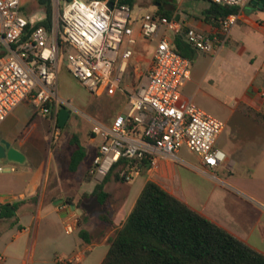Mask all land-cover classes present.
Here are the masks:
<instances>
[{
	"label": "crops",
	"instance_id": "obj_1",
	"mask_svg": "<svg viewBox=\"0 0 264 264\" xmlns=\"http://www.w3.org/2000/svg\"><path fill=\"white\" fill-rule=\"evenodd\" d=\"M212 6L210 0H139L133 8L135 12L165 16L177 23V31L165 29L160 34L173 47L187 43L186 35L190 30L214 40L212 52L196 50L192 58L191 77L181 87V92L185 100L225 123V129L216 141V147L227 156L225 164L216 171L221 182L205 173L199 156L191 151L193 157L182 156L184 147L179 153L184 163L158 159L154 166L145 169L132 181L128 189L120 186L126 182H119L112 175L106 186L111 197L108 205L104 206L105 211L99 212L96 217L101 228L94 235V228H85L92 219L84 203L96 199L83 198L85 194L92 193L100 181L91 176L90 182L94 185L77 198L72 190L71 178H64L65 190L54 185L53 181L60 173L59 164L43 160L38 167L32 166L28 154L35 152L37 140L48 142L52 149L50 134L53 116H41L31 103L24 102L0 125V141L10 142L26 157L24 163H15L22 167V171L13 182L21 186L11 185L9 189L0 190V204H20L16 216L7 224L0 220V264H61L59 258L69 259L77 254L82 259L75 264H102L111 240L123 227L149 181L264 254V6L251 1L244 7L236 8L232 14L236 22L228 37L222 34L221 20L207 16L206 12ZM134 36L137 42L133 47V56L120 89L112 94L113 97L119 92L127 95L125 110L128 95L138 83L139 73L152 67L157 47L156 41L144 38L138 24L134 26ZM61 71L59 64L58 92L63 98L66 78ZM74 136L78 135L65 136L61 128L60 139L53 148L55 161L65 151L71 148L74 151L71 145ZM99 144V139L92 135L91 124L87 140L82 144L86 148V159L92 152L86 177L90 176ZM51 188L54 189L49 191ZM117 190L120 194H114ZM70 198H74V203H68ZM80 202L82 205L78 207ZM87 207H92V211L98 210L95 204ZM82 217L84 222H80ZM70 221L79 226L78 234L81 229L92 234L90 244L81 237V241L73 238L77 227L74 234L66 233L65 226ZM93 243L109 244L105 255H94Z\"/></svg>",
	"mask_w": 264,
	"mask_h": 264
},
{
	"label": "built area",
	"instance_id": "obj_2",
	"mask_svg": "<svg viewBox=\"0 0 264 264\" xmlns=\"http://www.w3.org/2000/svg\"><path fill=\"white\" fill-rule=\"evenodd\" d=\"M210 1L240 8L252 0ZM52 2L55 10L60 0ZM22 6L23 0H0V125L16 107L29 102L43 116H53L50 139L57 143L61 135L59 110L66 108L77 113L59 96L61 56L67 55L69 72L88 91L94 95L109 91L112 95L120 89L133 56L137 42L134 26L138 24L145 39L157 42L154 63L139 73L124 114L111 124L91 121L92 135L100 144L90 175L102 182L123 161L121 177L132 182L158 159L184 163L179 153L186 147L201 158L205 173L221 182L216 171L225 164L227 156L216 147V141L225 123L184 99L181 87L191 77L192 60L160 36L165 29L177 31V23L165 16L135 12L119 0H72L65 2L61 22L54 14L48 28L37 26L45 18L35 22L25 17ZM235 22V15L221 20L225 37ZM186 39L197 51L214 50V40L195 30L188 31ZM3 172L0 165V174ZM76 227V222L70 221L65 231L72 235ZM81 259L77 254L58 260L61 264H75Z\"/></svg>",
	"mask_w": 264,
	"mask_h": 264
},
{
	"label": "trees",
	"instance_id": "obj_3",
	"mask_svg": "<svg viewBox=\"0 0 264 264\" xmlns=\"http://www.w3.org/2000/svg\"><path fill=\"white\" fill-rule=\"evenodd\" d=\"M72 0H60L70 2ZM139 0H119L121 4L135 7ZM40 6L47 7V17L37 26L50 28L53 21L51 0H38ZM207 16L223 20L236 12V8L212 3ZM63 16V10L61 11ZM174 49L192 60L196 50L188 43H181ZM74 147L68 171L75 173L86 159V148L78 136L71 141ZM123 161L115 165L108 176L95 185L84 198H93L101 206H106L110 194L106 191L111 176L119 182ZM149 167V164H145ZM92 180L91 175L88 182ZM71 203V199L68 200ZM82 202L78 204V207ZM20 204H0V220L13 219ZM82 240L90 244L92 234L81 229ZM102 264H264V254L254 250L242 240L188 207L155 182L149 181L140 194L136 205L110 242V248Z\"/></svg>",
	"mask_w": 264,
	"mask_h": 264
},
{
	"label": "rangeland",
	"instance_id": "obj_4",
	"mask_svg": "<svg viewBox=\"0 0 264 264\" xmlns=\"http://www.w3.org/2000/svg\"><path fill=\"white\" fill-rule=\"evenodd\" d=\"M51 5L53 15L55 14L56 18L59 20V22H61V11L64 10L65 3L60 2V5L56 7L55 10L52 0ZM22 13L25 17H30L32 20L36 21L39 18L47 17V7L40 6L38 4V0H23ZM66 66L67 55L64 54L60 59V67L61 70L65 73L66 79L63 84H66V92L63 98L61 96L60 97L64 101L69 102L73 109L77 110V113H73L71 109L68 110L71 114V117L68 121L67 126L64 128V135L69 137L72 134H77L80 143L83 144L87 140V134L89 132V128H91L92 120L106 124L112 123L117 115L124 114L127 111L125 110L127 95L125 93L119 92L116 97H113L109 93V91H106L102 95H94L90 91H88L77 78L69 73V71L66 69ZM38 114L43 116L41 112H39ZM34 145L35 152L33 153V155L28 154V157H30L31 159L32 166H34L35 168L38 167L43 160H45L46 163L51 162V164L53 165L54 163L59 164L60 173L57 174L56 179L53 181V183L55 186L57 185L60 190L66 189V183L63 182L65 177L71 178L73 180L72 190L78 195L77 198H79V195L81 193H83L85 190L90 189L94 185V183L85 181L89 162L90 160H92V152L88 153V158L83 162L79 170L74 174H70L68 170H66V168L68 158L72 153L73 148H71L69 151H65L60 159L58 161H55L56 153L53 151V148H55L56 143L52 144V149L50 148L48 142H44L41 139L37 140ZM181 155L187 158L190 156H194L186 147L181 150ZM0 165L4 168V172L0 174V190L4 191L3 189H9L11 188V185L20 187L21 184L19 183V185H16L17 183H14L13 179L15 178V176L21 173L22 167L9 160H0ZM12 168L14 169V171H12ZM88 178L89 176L86 177V180H88ZM112 183L115 184V181H112ZM132 184L133 183L131 182H126L121 183L120 186L124 189H128ZM53 189L54 188H51L49 191H52ZM114 194H120V192L117 190L114 192ZM70 199L71 203H74V198ZM93 204L96 205L98 210L92 211V207H87ZM84 205L86 206L88 214L92 219L91 223L89 222V226L86 225L85 228H94V235H97L101 228V223L96 219V217L99 212H104L106 208L104 206H101L94 200L85 201ZM79 219L81 220L80 222H84L83 217ZM2 221H4L3 224H7V221H9V219H2ZM78 232L79 226L77 227V233L73 235V238H77L81 241ZM93 245H95L94 255H105L109 247V244L107 243L101 245L93 243Z\"/></svg>",
	"mask_w": 264,
	"mask_h": 264
},
{
	"label": "water",
	"instance_id": "obj_5",
	"mask_svg": "<svg viewBox=\"0 0 264 264\" xmlns=\"http://www.w3.org/2000/svg\"><path fill=\"white\" fill-rule=\"evenodd\" d=\"M253 4L264 6V0H252ZM112 6V3H110ZM70 118V112L66 108H61L58 114L59 126L65 128ZM26 157L19 150L12 146V144L6 140L0 141V160H9L14 163L22 164L25 162Z\"/></svg>",
	"mask_w": 264,
	"mask_h": 264
}]
</instances>
